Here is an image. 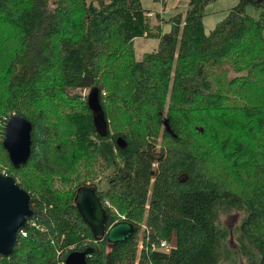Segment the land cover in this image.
Segmentation results:
<instances>
[{"label":"trees","instance_id":"16d2710c","mask_svg":"<svg viewBox=\"0 0 264 264\" xmlns=\"http://www.w3.org/2000/svg\"><path fill=\"white\" fill-rule=\"evenodd\" d=\"M214 1L190 0L163 33L142 0H0V131L4 116L33 124L27 164L15 168L0 142V173L35 212L0 264H59L89 247L88 264H264V0H240L206 33ZM139 37L159 39L141 60ZM95 86L105 137L77 92ZM101 175L106 188L88 182ZM85 185L132 237L94 235L75 202ZM234 210L232 248L223 216ZM162 240L170 252L154 249Z\"/></svg>","mask_w":264,"mask_h":264},{"label":"water","instance_id":"95a60500","mask_svg":"<svg viewBox=\"0 0 264 264\" xmlns=\"http://www.w3.org/2000/svg\"><path fill=\"white\" fill-rule=\"evenodd\" d=\"M88 106L93 113V121L98 133L105 137L109 134V122L101 103L99 87H92L88 93ZM32 122L23 115L14 114L5 126L3 145L15 168L27 164L32 153ZM120 148L127 146L123 137L117 138ZM76 206L84 221L91 227L96 237L106 236L108 242L116 244L132 237L136 229L129 221H118L109 226V213L93 185L81 186L75 196ZM31 195L23 189L12 175L0 173V254L13 253L21 228L28 219L33 218ZM93 251H73L66 257V264H88L87 255Z\"/></svg>","mask_w":264,"mask_h":264},{"label":"rangeland","instance_id":"374dc122","mask_svg":"<svg viewBox=\"0 0 264 264\" xmlns=\"http://www.w3.org/2000/svg\"><path fill=\"white\" fill-rule=\"evenodd\" d=\"M189 2L190 0H161V1L142 0L143 6L146 9L154 12V16H152L153 19H156L157 13L161 14V17L164 19L161 23L163 33H168L172 29L171 18L179 13H185L189 7ZM239 2L240 0H216L210 3L206 7L205 10L206 14L203 18V23L206 33H209L212 29H214L215 26L228 15L231 8L236 6ZM247 12L254 15L255 17H259L260 14V10L256 9L255 6L253 5H249L247 7ZM158 45H159V39L157 38H145V37L136 38L135 39L136 59L141 60L144 53L155 50L158 47ZM89 91L90 88H86L83 90H78L77 92L81 93L83 96H86L88 95ZM3 139H4V135L2 136V133L0 131V142H3ZM85 178L86 177L82 176L80 179L82 180ZM94 181L96 184L95 186H98L99 189L107 187L103 175H101L96 180H90L88 182H94ZM242 216L243 214L240 210L231 211L223 216V222L231 233L229 237V245L232 248L237 246L236 228L239 225ZM170 244L173 245L172 243ZM237 264H246L245 258L240 257L239 262Z\"/></svg>","mask_w":264,"mask_h":264},{"label":"built area","instance_id":"2783aa9c","mask_svg":"<svg viewBox=\"0 0 264 264\" xmlns=\"http://www.w3.org/2000/svg\"><path fill=\"white\" fill-rule=\"evenodd\" d=\"M147 15L152 17L154 15V12L150 11L147 13ZM8 121H9V117L4 116L3 117L4 126L7 124ZM105 205L111 206V203L108 200H106ZM122 217L124 218V216H122ZM118 221H123V220H117L116 222H118ZM116 222H114V223H116ZM114 223L110 224L109 226L113 225ZM172 247L173 246L167 240H162L158 246L154 245V249L158 248V249L165 251V252H170ZM59 264H66V260L65 259L62 260Z\"/></svg>","mask_w":264,"mask_h":264},{"label":"bare ground","instance_id":"6f19581e","mask_svg":"<svg viewBox=\"0 0 264 264\" xmlns=\"http://www.w3.org/2000/svg\"><path fill=\"white\" fill-rule=\"evenodd\" d=\"M123 221H125V220H123ZM149 234V233H148Z\"/></svg>","mask_w":264,"mask_h":264}]
</instances>
